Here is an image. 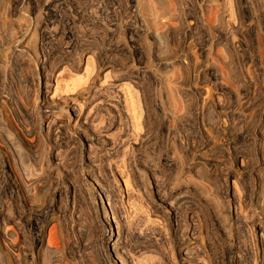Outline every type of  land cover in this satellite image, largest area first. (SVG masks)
<instances>
[{
  "label": "rangeland",
  "instance_id": "374dc122",
  "mask_svg": "<svg viewBox=\"0 0 264 264\" xmlns=\"http://www.w3.org/2000/svg\"><path fill=\"white\" fill-rule=\"evenodd\" d=\"M39 1L41 3H39ZM60 1H64V4ZM60 1L11 0V2H13L11 3L10 0H0V10L3 11V7L4 10H6L3 11V15L5 16H3V18H0V206H3V213H6L3 218H6L5 221L7 223V225H2V227L0 228V232L6 229H13L12 226L14 225L13 227H16L15 232H17L18 236L21 237L19 239H23L19 240L20 242L18 241V244L16 243L15 246H12V244H8V242L6 243L7 245H5V242L0 237V264H14V254L12 256L11 252H9V250L7 249L12 250L13 248H15V250H17L19 247L20 249L22 248L21 251H25L28 253V255H31V258L23 261V264H120V261L118 262L115 259L116 255L113 249L110 247L109 250L105 251L102 243L98 239L97 231H100V229L98 230L100 223L94 210H96L98 204L97 194L100 189H98V186L96 185L94 179H91L90 173L93 172L94 174H96V176L99 175L97 177V180L103 184V180L108 177L104 175L107 171L108 164H112L115 168H118L116 167V165L124 167V165L122 164H125L126 167L124 168H129L128 171H131L132 168L134 170V168L136 167V171L141 174H139L137 176L138 178L136 177V179L139 180V178L141 177L139 181L142 180V182L146 184V174L143 173L142 167H139V165H141L143 162L144 165L151 168L150 170H155L154 172H152L154 174L156 173L155 175L158 176L156 177L159 179L161 188L163 187L162 189L168 191L171 190V194L176 197H173L175 204L173 203L174 205H172L173 207L176 206L175 209L177 210L176 212H178V214L177 218H172V214L169 211L170 206L168 204L167 207L166 204L164 205L160 201L156 200L154 195L149 193V191H146L145 193V191H143L142 189H139V191H136L135 189L131 193L130 198L124 200L125 205H123V208L126 207L127 209L126 211V209L124 208L127 218L126 221L129 226V232L126 235H123V241L126 243L127 251L132 256L133 264H230L232 262L234 264H256V261L257 264H260V259L259 257H257L255 252V243H252L255 242V240L252 241V239L255 238V228L258 225V223L256 222L260 223V221L263 220V216H261V204H259L258 201V194L260 192V188L258 186V176L262 174V176H264V169H259L260 164L258 163V160V162L256 161L257 163L254 162L255 154L253 153L256 152L255 150L257 147H261L262 145V141H259V139L260 136L264 134V131H262V124L264 123V106L261 102V98L264 97V93L263 95L261 94V97L259 95L258 100L260 111L263 115H261L262 117L260 119L251 117L246 119V121H238L240 120V117H238L239 115L232 109L228 108L225 105L221 108L219 106H215V104H218L220 99L222 100L221 102H225L226 104H230V102L236 101V96L230 99L229 94L226 93H232V95H236L237 91L238 93H240L241 91H248V83H245L244 80L247 76L248 78L250 76L253 81V85L250 87L251 91H254L253 89L255 88L264 86V39L262 38L263 31L259 26V23L255 22L254 27L251 31H249L247 27L248 23H246V28L245 25L244 27L242 25L240 28L232 27L229 21H227L232 19L229 14L230 11L227 5V0H214L213 3H206V5L204 6L206 9L205 12L208 10L206 12L208 23L205 27L198 26L193 28L191 27L192 25H188L187 20V25L185 23H183L182 25L179 23H175L173 25L174 27H172L171 30L164 29L159 25H162L160 17H162L165 12L167 13L165 14L166 16L164 15L165 20L163 19V22H166L168 14H180L181 12L184 14L191 12L192 7L195 5L194 3H196V0H161V2H163V8L162 6L153 8L152 5H150L149 0H138V2L140 1L139 6L142 9L140 19L142 23L140 24L138 22V24L140 25L139 26L136 23L137 21L135 20L134 15L131 16L132 12L127 9V0H115L117 1V3L119 2L118 4L122 5L123 7L120 6L121 9L119 8L116 12H114L115 14L111 13L110 16L112 18L109 17L110 19L104 15L102 16V14L100 13V6L102 5L103 7L106 0H94L98 3L100 1L101 4H99L98 6L96 2L97 5H93V11L97 12L96 18L97 20L100 19L97 21L99 28L97 27L93 30V28H91L93 27V25H91L90 20L84 18L82 20L83 25L77 21L79 25H76L75 22V26H72L71 31L73 32L74 30V35L77 34V36L79 37L78 40L80 41V49L82 48V50H88V48H96L98 56H100L102 61L106 62V67H108L110 70L107 72H109L108 74H111V76L107 74V76L105 77L109 78L104 77L105 81H101V85L106 90L105 95L103 96L102 94V96L93 97V93H91V91L87 89L85 80L81 81V85H74V81L78 77V72L80 74V78L84 73L83 69L86 68L85 65L81 71H73L68 67L69 65H62L61 60L58 57L59 55H57L55 56V58L53 57L50 59L52 63H50V61L48 62V66H51H47L50 71H52L54 68V70L63 72L61 74L65 73L64 78H66L65 80L68 81L67 84L69 83L71 84V86L69 85V89H67L68 91L65 90V92H61V95L63 94L62 96L69 97V99H72L73 101L74 99L76 100V96L78 95L77 99L81 102L84 101V103L88 107V111H91L90 113L94 118V126L96 125V127L101 128L112 124L108 132H105L104 134L102 133L103 136L108 137V140L105 142V140H103L102 138L101 141H94L93 144H95L96 142L97 143L95 145H92L91 148L88 149L86 144H82V141L80 140L78 134L75 132L74 127L72 126V122L70 123V129H66V127L68 126L64 125V123H61V120L66 119L67 117L65 105H58L56 106L57 108L52 107V109L43 108L40 105V89L42 84L37 68V59H35L36 57L33 54V48L36 46L35 44L39 40V30L43 27L44 31L46 32V29L49 28L48 34L53 35L52 32L55 31L57 27H59L58 22L60 23V19L57 16L63 17L65 13L66 16L70 14L69 12H66V10L68 9L67 7L74 6L75 9L80 11L79 14L82 13L83 9V0H75V2H73L74 0ZM53 4L56 8L53 6ZM77 5H80V7ZM253 6L254 9L257 8L255 4ZM96 8H98V10H96ZM56 9H58L59 11ZM161 9H165V12L163 13V10L161 11ZM156 12H158V14ZM217 12L220 15L219 18L222 19H219L218 17L216 18L215 15ZM71 13L76 16L74 12ZM155 14L160 16L157 17V20H155ZM100 16L103 18H101ZM105 17L108 19H106ZM114 17L115 19H113ZM212 17H214L215 19H213ZM55 18L58 20V22H56L57 20ZM117 18L118 20H116ZM47 19H49V21ZM102 19H106L108 24L106 23V20L102 21ZM111 19H113L114 21ZM40 20H42L43 22ZM109 21H112V24L109 23ZM102 22H105V25H103ZM130 22L133 23L131 24ZM20 25L22 26V28ZM44 25L46 27L48 25L49 27L46 28ZM105 26H111V28H108L111 29V33L107 31ZM156 26H158V28H156ZM112 28L115 29L116 32H114L115 30H113ZM137 28L141 29H139L141 33L138 34V32H136L138 30ZM156 29L160 30L162 33L160 38L161 41L157 39H151L152 33H154ZM35 30L38 33H36ZM148 31L152 33H149ZM109 33H113L114 35H112V37L110 38ZM227 38L230 40L229 42L233 40L234 42H236V45H239L237 47L239 52L238 50H234L236 48L232 49V47L231 52L229 51L230 46L227 45L229 43ZM207 39L210 41V43L212 42V54L211 52L206 51L205 53H203L204 51L200 50L202 43L203 45H206L205 48H209V46L211 45ZM238 41L239 43H237ZM204 42H207L208 45ZM56 43L58 42H55V44ZM109 43L112 46H109ZM6 49H10V53ZM232 51H234L233 54ZM72 54L75 55V53ZM73 55L70 54V56L68 57H74ZM176 57L180 60H184V58L186 57L185 61L188 63L183 64V67H181L182 64H176ZM140 58L141 61H149L152 65L155 64V61L153 62V60H165V62L169 64L172 63L173 67L165 71H160L159 74L162 76V78L160 79L161 81L159 85H153L151 83L149 84L147 77L138 80L132 78L131 82L130 78L127 77L130 73L131 68L133 66H137ZM74 59L75 57L72 60ZM213 63L218 66L217 68L221 72L219 80H221L224 85L226 84V90H224V93L219 88L218 84L220 83V81H214L216 82L214 83L209 80H203L204 69ZM206 64L208 66H206ZM200 71L202 74H200ZM74 72H76L77 74H73ZM123 72L127 75V77ZM84 75L85 74H83V76ZM32 78H34L35 81L31 80ZM117 79L118 81H116ZM128 79L130 81H128ZM31 81L33 82V84ZM124 81H127V83H125ZM131 83L135 84V87L132 86L135 89H143L142 91L144 92L148 91L147 93L151 98H158L160 96L161 98L159 97L158 99H161L162 101L164 100V108H166L165 111L166 113L171 115L170 118L168 117L169 122L166 125V128L167 126L168 128L167 130L165 129V132L159 131V126H161L160 123L158 125L159 118L157 115L153 114L152 117L155 116V118H153L154 120L156 119L155 122L151 118V121L148 124H145L146 126L140 125L143 128L136 126L134 130L132 123L130 121H126V118L123 117L124 115L119 114V108L115 109L114 106H112L118 99L119 101H123L121 95L118 93L119 91L117 92V90L122 88V85L123 87L125 85V87L122 88L125 89L131 86L129 85ZM168 83L170 84V86ZM136 84L141 87L139 88ZM254 84H256L257 87H254ZM172 85H175V87ZM171 86L173 88H171ZM244 86L248 88H245ZM114 89H117L115 91V93L117 92V95L114 93ZM106 92L108 95L106 94ZM197 92L202 93V96H204L205 100L204 102L208 101V107H212V105L215 106V111L213 112L206 109V115L202 119L199 118L201 121L199 119L197 120L195 116H191L192 113L194 114L195 112L194 107L197 103L195 102L197 101ZM111 94L112 97L110 99ZM171 94H173L172 96L174 97L178 96V98L171 97ZM79 95L81 96V98L79 97ZM107 96H109L108 98L110 100L107 99ZM16 97L23 99L21 101L28 105L27 107L30 106L29 108L31 109V111L28 108L29 115L26 119H24L27 122L20 118L17 110L15 109L16 106L14 101ZM96 98L98 99V102L99 98H101L100 103L97 104V102H95V100H97ZM105 99H107V101ZM202 101L203 99L201 98L199 100L200 105L202 104ZM41 112H49L50 118L47 120V116L44 114L42 115ZM59 112H63L62 114L65 113L64 115L66 116L60 114ZM207 112H209V114ZM17 115L19 117H17ZM52 115L55 117H52ZM190 117L195 118L196 120L191 119ZM223 117L224 119L228 118L230 120L228 126L226 125L225 127H222L223 133H216V131L212 129L213 131L211 130L210 134L208 135L210 137L209 138L206 133L204 135V132L202 133L200 131L201 122L203 123V125H207V127L205 128H209L210 124L218 126L220 124L221 126ZM171 118L174 120L173 122ZM208 119H212L215 124L212 120L210 121ZM245 123H247V125ZM53 124L57 126L54 127ZM49 125L50 127H48ZM24 127L28 128L26 129ZM157 127L159 129H157ZM30 128L34 129L31 130ZM48 128H50L49 132H46ZM5 129H8L7 132ZM28 129L30 130L27 134ZM137 129L141 130V132ZM57 130L61 133H58ZM66 131L72 132V135H70V133H68L69 136L68 134L64 135ZM55 132L58 134H56ZM255 132H259V136L257 135V137L259 138H253ZM249 134L251 135L252 139H249ZM56 135H58V137ZM11 136H13V138ZM178 136L181 137L178 138ZM126 139H128L129 141L127 142ZM120 140H123L122 143L125 141L123 144H121L122 146H124L126 142L129 143H126V146L128 145V148L126 146L122 147L121 145H119ZM180 140H182V142ZM220 140H222L223 142ZM11 141H14L15 143H12ZM205 142H207V144ZM16 143L19 145L16 146ZM114 143H117L116 146H114ZM14 144L17 149L19 148V150H14L16 149ZM127 149H129L128 151L130 154L126 153L128 152ZM130 150L132 151L130 152ZM250 154L251 156H249ZM238 155H240L241 158L243 157L242 159L246 157L245 160H247V163L245 160L243 161L247 167L245 165L243 168H238V166H236L235 161ZM91 156L93 157L91 158ZM54 157L58 161L54 160ZM90 158L96 159H93L91 161ZM159 158L161 161L158 160ZM88 159L92 163H94V165L98 169L92 168V165L88 162ZM252 159L254 161H251ZM118 162L121 165L118 164ZM213 163L217 165V167ZM130 164H133V167ZM212 164L214 167L212 166ZM256 165L259 167H257ZM205 167L208 169H206ZM256 168L258 174L256 173ZM235 171L236 173H234ZM87 172H89V174ZM9 173L11 175H9ZM98 173H102L101 176H104L105 178L102 177V179L100 174ZM232 174L238 177L237 186L233 181L234 178H232ZM251 176L252 178L254 177L253 180ZM194 177L198 178L195 179ZM201 177H203L204 179ZM192 178H194L196 181H194V179ZM138 180L137 182L140 183ZM253 181L255 184H253ZM23 182L27 183L26 187L25 185H23ZM8 183L12 185V189L14 191L8 188ZM233 185H235L236 187ZM121 187L125 192L126 189L122 180ZM233 187H235L236 189L234 190ZM237 187L240 190H237ZM63 188H65L66 191ZM84 189L87 191H85ZM83 191L84 193H86L85 197L82 193ZM58 193L61 195H59ZM235 194L236 197L234 196ZM241 195H243L244 198ZM87 201H89V203ZM177 202H179V206H177ZM226 202L227 204H229V206L225 204ZM238 202L240 204L242 203L243 206H239L240 204H238ZM252 202H254V205H252ZM105 204L108 211L109 225H111V227L113 228H116L115 221H117L118 218H115V215H112V212L110 211L107 203ZM48 205L50 206L48 208L50 209V211H47L46 209ZM89 205H92V207ZM246 206L249 207V210ZM43 208L46 211H44ZM236 208L239 211L237 215H235ZM90 209L92 210V212ZM240 209H243L245 212L243 213V210L241 211ZM51 210H55L53 211L54 213ZM230 210L231 213L229 212ZM247 210L249 211L248 213ZM253 211L254 213H252ZM44 212L47 214H45ZM240 212L242 215L240 214ZM223 213H225V216L223 215ZM227 214H230L232 217L230 215L229 217ZM186 215L194 216L193 222L195 223V226L197 225L196 227L194 226L196 232L195 237L197 241H190V239L186 236L187 228L186 225H184L185 223L183 219L187 217ZM249 215L254 216L249 219ZM238 216H240L241 219ZM29 220H31L32 222ZM245 224L247 226L251 224L249 226L250 228H248L252 232L248 228H246L247 226ZM17 229L19 231H17ZM248 230L251 234L247 233ZM34 237H37L41 240L42 245L40 247H34L32 245ZM248 238L250 240H248ZM250 241L252 242L250 243ZM46 247L47 249H49L47 250ZM245 248H247V250H250L249 257H247V250ZM185 249L188 250L185 251ZM12 251H14V249ZM183 251L186 252V256L180 255V253H184ZM13 253H15L16 255L18 251H14ZM119 255L121 256L120 253Z\"/></svg>",
  "mask_w": 264,
  "mask_h": 264
},
{
  "label": "bare ground",
  "instance_id": "6f19581e",
  "mask_svg": "<svg viewBox=\"0 0 264 264\" xmlns=\"http://www.w3.org/2000/svg\"><path fill=\"white\" fill-rule=\"evenodd\" d=\"M9 1V0H8ZM58 1H60V0H58ZM67 1V0H66ZM94 0H83L82 2V4H83V9H82V13L81 14H79V12L80 11H78L77 9H75V7L74 6H71V7H67L68 9L66 10V12H69L70 14L69 15H67L66 16V13H65V15L63 16V17H59V16H57L59 19H60V23L58 22V20L56 21V22H58V25H59V27H57V29L55 30V29H53V30H55V31H53L52 33H53V35H49L48 34V30H49V26L47 25V27L46 28H48V29H46L47 31V33L44 31V29H43V27L42 26H40V27H42L40 30H39V34H38V36H39V40H38V38H37V43L35 44L36 46L33 48V54L35 55V59H37L36 60V62H37V64H38V72H39V74H40V79H41V84H42V86H41V89H40V95H41V106L43 107V108H51L52 109V107H56V106H58V105H65L66 106V115H67V117H66V119H62L61 120V123H64V125H66V126H68V127H66V129L68 128V129H70V123L72 122L73 123V127H74V130H75V132L78 134V136H79V138H80V140L82 141V144H86L87 145V148L89 149V148H91V146L92 145H95V144H93L94 143V141H97V140H100L101 141V139L103 138V140H105V142L108 140V137H106V136H103V134L105 133V132H108L109 130H110V128H111V126H112V124L111 125H108V126H104V127H96V125L94 126V118H93V116L91 115V111L89 110L88 111V107H87V105L84 103V101L83 102H81L80 100H78L77 99V96H76V100L74 99V101L72 100V99H69V97H65V96H62L61 95V92H65V90L66 91H68L67 89H69V85L71 86V84H67V80H65L66 78H64V74H61V73H63V72H59L58 70H54V68H53V70L52 71H50L49 69H48V67L49 66H51V65H49L48 66V62L50 61V59L51 58H55V56H57V55H59L58 57L60 58V60H61V63H62V65H64V64H67V65H69L68 67L69 68H71L73 71H81L83 68H84V65L86 66V68H84V69H86V70H84L83 69V74H85L84 76H83V74L81 75V78H80V74H79V72H78V74L76 73V72H74L73 74H77L78 75V77L80 78H76L75 79V83H74V85H81L80 83H81V81L82 80H85V82H86V84H87V89L88 90H90L91 91V93H93V97H96V96H102V94H103V96L105 95V89H104V87L101 85V81L102 80H104L105 81V78H109V77H105V76H107V74L109 73V72H107V71H110L109 70V68L108 67H106V62H104V61H102V59L100 58V56H98V53H97V51H96V48L94 49L93 47L92 48H88V50H82V48L80 49V46H79V37L77 36V34H75L74 35V30H73V32L71 31L72 30V26H75V22H76V25L78 24L77 23V21L78 22H80V24H82V20L85 18V19H87V20H90V23H91V25H93V27H91V28H93V30H94V28H99V25L97 24V21L98 20H100V19H98L97 20V18H96V15H97V12L96 11H93V5L95 4V5H97L98 4V6H99V4H100V1H99V3L97 2V4H96V2L94 3L93 2ZM124 1V0H123ZM150 1V5H152V7L153 8H157L158 6H162V8H163V2H161V0H149ZM3 2H5V1H3ZM10 2H11V0H10ZM14 2V1H13ZM13 2H11V3H13ZM61 3H63L62 1H60ZM73 2H75V0L73 1ZM101 2H104V1H101ZM140 2V1H139ZM139 2H138V0H127V9H129L131 12H132V14H131V16L132 15H134V17H135V20L137 21L136 23H137V25H139L138 24V22L141 24L142 23V21H140V19H141V12H142V9L140 8V6H139ZM177 2V1H176ZM214 2V0H196V3H194L195 5L192 7V9H191V12H188V13H182L181 11V13L180 14H168V16H167V18H166V22H163L162 20L164 19V15L167 13V12H165L163 9H161V11L164 13V15H162V17H160V16H158L157 14H158V12H156L157 14H155V16H156V18H155V20H157V17H160L161 18V23H162V25H159V26H162L164 29H170L171 30V28L172 27H174L173 25L175 24V23H179V24H183V23H185L186 25H187V20H188V25H192L191 27H205L206 25H207V23H208V19H207V15H206V12L208 11H206L205 12V5H206V3H213ZM249 2V3H248ZM9 3V2H8ZM35 3V2H34ZM39 3H41L40 1H39ZM45 3V2H44ZM43 3V4H44ZM119 3V2H118ZM117 3V1H115V0H106L105 1V3H104V6L102 7V5L100 6L101 8H100V13L102 14V16L104 15V16H106V17H110V18H112L111 16H110V14L111 13H114V12H116L119 8H120V6L121 7H123L122 5H119ZM5 4V3H4ZM48 4V3H47ZM50 4V3H49ZM64 4V3H63ZM82 4H81V6H82ZM251 6H250V5ZM255 4V6L257 7L256 9H254L253 7V5ZM12 5V4H11ZM227 5H228V7H229V11H230V17L232 18L231 20H227V21H229V23L232 25V27H241L242 25H243V27H244V25H245V28H246V23H248L247 24V27H248V29H249V31H251L252 29H253V27H254V23L255 22H258L259 23V26L262 28V31H263V34H262V38L264 39V0H227ZM4 6V5H3ZM45 6V5H44ZM53 6H54V4H53ZM63 6H65V5H63ZM67 6V5H66ZM77 6H79L80 7V5H77ZM76 6V7H77ZM212 6V5H211ZM7 7V6H6ZM5 7V8H6ZM55 7V6H54ZM213 7V6H212ZM8 8V7H7ZM6 8V9H7ZM56 8V7H55ZM125 8V7H124ZM167 8V7H166ZM53 9V8H52ZM63 9V8H62ZM61 9V10H62ZM121 9V8H120ZM126 9V10H127ZM213 9V8H212ZM9 10H11V9H9ZM46 10V9H45ZM55 10V9H54ZM56 10H58V9H56ZM65 10H63V11H65ZM96 10H98V8H96ZM125 10V9H124ZM154 10V9H153ZM157 10V9H156ZM216 10V9H215ZM3 11H6V10H4V7H3ZM2 10H0V18L2 17L3 18V16H5V15H3L4 14V12H3ZM8 11V10H7ZM27 11V10H26ZM53 11V10H52ZM59 11V10H58ZM161 11H159V12H161ZM168 11V10H167ZM56 12V11H55ZM61 12V11H60ZM71 12H74L75 14H76V16H74ZM126 12H128V11H126ZM184 12V11H183ZM211 12H212V10H211ZM52 13V12H51ZM98 13H99V11H98ZM162 13V14H163ZM6 14V13H5ZM57 14V13H56ZM63 14H64V12H63ZM115 14V13H114ZM161 14V13H160ZM159 14V15H160ZM208 14V13H207ZM223 14V13H222ZM129 15V14H128ZM70 16V17H69ZM166 16V15H165ZM216 18L218 17L219 18V13L217 12L216 13ZM51 17V16H50ZM101 17V16H100ZM105 17V18H106ZM116 17V16H115ZM115 17L113 18V19H115ZM62 18H63V20H62ZM101 18H103V17H101ZM108 18H106V19H108ZM109 18V19H110ZM127 18H129V17H127ZM159 18V19H160ZM208 18H210V17H208ZM213 19H215L214 17H212ZM211 18V19H212ZM228 18H229V16H228ZM105 19V20H106ZM113 19H111V20H113ZM219 19H222V18H219ZM10 20V19H9ZM45 20V19H44ZM48 21H49V19H47ZM105 20H103L102 19V21H105ZM116 20H118V18L116 19ZM165 20V19H164ZM1 21V20H0ZM40 21H42V20H40ZM114 21V20H113ZM121 21V20H120ZM123 21V20H122ZM126 21V20H125ZM133 21H134V19H133ZM248 21V22H247ZM43 22V21H42ZM41 22V23H42ZM85 22V21H84ZM112 22V21H111ZM110 21H109V23H111ZM39 23V22H38ZM46 23V22H45ZM103 23V22H102ZM105 23V22H104ZM103 23V25H105ZM106 23H107V20H106ZM117 23V22H116ZM127 23H128V21H127ZM131 23V22H130ZM129 23V24H130ZM133 23V22H132ZM131 23V24H132ZM135 23V24H136ZM52 24V23H51ZM85 24V23H84ZM100 24V23H99ZM108 24V23H107ZM112 24V23H111ZM6 25V24H5ZM37 25V24H36ZM54 25V24H53ZM60 25H61V27H60ZM79 25V24H78ZM83 25V24H82ZM98 25V26H97ZM110 25V24H109ZM134 25V24H133ZM154 25H156V24H154ZM158 25V24H157ZM21 26V25H20ZM112 26V25H111ZM111 26L110 27H106V29H107V31L108 32H110L111 31V29H108V28H111ZM128 26V25H127ZM140 26V25H139ZM36 27V26H35ZM40 27H38V28H40ZM71 27V28H70ZM104 27V26H103ZM102 27V28H103ZM125 27V26H124ZM123 27V28H124ZM145 27V26H144ZM143 27V28H144ZM161 27V28H162ZM188 27V26H187ZM231 27V26H230ZM9 28V27H8ZM20 28V27H19ZM21 28H22V26H21ZM37 28V27H36ZM35 28V29H36ZM53 28V27H52ZM56 28V27H55ZM81 28V27H80ZM114 28H115V26H114ZM117 28V27H116ZM127 28V27H126ZM125 28V29H126ZM131 28V27H130ZM133 28V27H132ZM156 28H158V26H156ZM162 28V29H163ZM180 28V27H179ZM192 28V29H193ZM51 29V28H50ZM84 29V28H83ZM101 29V28H100ZM113 29V28H112ZM138 29V28H137ZM140 29V28H139ZM137 30L136 32H138V34L139 33H141V29L140 30ZM145 29V28H144ZM188 29H189V27H188ZM231 29H233V28H231ZM236 29V28H235ZM3 30V29H2ZM22 30V29H21ZM38 30V29H37ZM85 30V29H84ZM98 30V29H97ZM103 30V29H102ZM113 30H115V29H113ZM146 30V29H145ZM190 30V29H189ZM245 30V29H244ZM247 30V29H246ZM135 31V30H134ZM240 31V30H239ZM35 32H36V30H35ZM50 32V31H49ZM105 32V31H104ZM114 32H116V30L114 31ZM149 32V31H148ZM163 32V31H162ZM166 32V31H165ZM7 33V32H6ZM19 33V32H18ZM36 33H38V32H36ZM51 33V32H50ZM111 33V32H110ZM109 33V34H110ZM131 33V32H130ZM149 33H152V32H149ZM149 33H148V36H149ZM228 33V32H227ZM233 33V32H232ZM24 34V33H23ZM100 34V33H99ZM104 34V33H103ZM137 34V35H138ZM161 31L160 30H158V29H156V31L154 32V33H152V38L151 39H157V40H160V38H161ZM10 35V34H9ZM106 35V34H105ZM112 35H114L113 33L112 34H110L109 36H110V38L112 37ZM123 35V34H122ZM125 35V34H124ZM214 35V34H213ZM230 35V34H229ZM246 36V35H245ZM35 37V36H34ZM57 39H56V38ZM96 37V36H95ZM103 37V36H102ZM108 37V36H107ZM124 37V36H123ZM175 37V36H174ZM260 37H261V35H260ZM109 38V37H108ZM107 38V39H108ZM113 38H114V36H113ZM132 38V37H131ZM103 39V38H102ZM106 39V38H105ZM128 39H129V37H128ZM210 39V38H209ZM212 39V38H211ZM7 40H8V38H7ZM36 40V39H35ZM93 40V39H92ZM206 40V39H205ZM208 40V39H207ZM227 40H228V42L230 41L228 38H227ZM226 40V41H227ZM262 40V39H261ZM103 41V40H102ZM117 41V40H116ZM129 41V40H128ZM161 41V40H160ZM209 41V40H208ZM23 42V41H22ZM55 42H58V43H56L55 44ZM131 42V41H130ZM26 43V42H25ZM29 43V42H28ZM127 43V42H126ZM204 43H206L207 45H208V43L207 42H204ZM209 43H210V41H209ZM227 43V42H226ZM237 43H239V41L237 42ZM9 44V43H8ZM97 44V43H96ZM110 44V43H109ZM108 44V45H109ZM170 44V43H169ZM211 45V47L209 46V48H205L206 47V45H203V43L201 44V47H200V50H202V51H204L203 53H205V51L206 52H211V54L213 53L212 52V42L210 43ZM213 44H214V42H213ZM82 45V44H81ZM228 46H230L229 47V51L231 52V50L233 49V48H236V49H234V50H238L237 49V47L239 46V45H236V42H234L233 40H231V42H229L228 44H227ZM241 45H242V43H241ZM261 45H263V44H261ZM7 46V45H6ZM109 46H112L111 44L109 45ZM133 46V45H132ZM215 46V45H214ZM228 46H227V48H228ZM5 47V46H4ZM108 47V46H107ZM231 47H232V49H231ZM241 47V46H240ZM261 47H263V46H261ZM7 48H9V47H7ZM100 48V47H99ZM138 49H140V48H138ZM223 49V48H222ZM5 50V49H4ZM7 50V49H6ZM10 50V49H9ZM9 50H7L8 52H9ZM226 50H228V49H226ZM130 51V50H129ZM140 51V50H139ZM4 52V51H3ZM141 52V51H140ZM139 52V53H140ZM201 52V51H200ZM233 52L234 51H232V54H233ZM236 52V51H235ZM238 52H239V50H238ZM10 53V52H9ZM72 53H75V55H73ZM264 53V52H263ZM262 53V54H263ZM70 54L71 55H73L74 57H75V59L74 60H72L74 57H72L71 56V58L70 57H68V56H70ZM132 54V53H131ZM200 54V53H199ZM137 55H138V53H137ZM264 55V54H263ZM262 55V56H263ZM133 56V55H132ZM135 57V56H134ZM151 58V57H150ZM153 58V57H152ZM177 58V57H176ZM181 58V57H180ZM132 59V58H131ZM130 59V60H131ZM143 59V58H142ZM185 59H186V57L184 58V60H180V59H176L175 61H177V65H180V64H182L181 65V67H183V64H186V63H188V62H186L185 61ZM53 60V59H52ZM129 60V61H130ZM153 60V59H152ZM6 61V60H5ZM107 61H108V59H107ZM147 61V60H146ZM155 61V62H154ZM189 61V60H188ZM104 62V63H103ZM153 62L155 63V64H151V62H145V61H141V58H140V60L138 61V63H137V66H133L132 68H131V70H130V73H129V75H128V77H127V75H126V77L127 78H130V80L132 79V78H134V79H136V80H138V79H143V78H145V77H147L148 79V81H149V84L151 83V84H157V85H159L160 84V79L162 78V76L159 74L160 73V71H162V70H168V69H171L173 66V64L172 63H167V62H165V60H161V59H157V60H153ZM50 63H52L51 61H50ZM110 63V62H109ZM108 63V64H109ZM128 63V62H127ZM130 63V62H129ZM132 63V62H131ZM107 64V65H108ZM111 65V64H110ZM127 65V64H126ZM125 65V66H126ZM131 65V64H130ZM251 65V64H250ZM35 66V65H34ZM48 66V67H47ZM121 66V65H120ZM206 66H208L207 64H206ZM205 66V67H206ZM110 67V66H109ZM218 66H216L214 63L213 64H211L210 66H208V67H206L205 69H204V71H203V69H202V71H203V80H209V81H212V82H214V81H220V83L218 84L219 85V88L221 89V91H223V93H224V90H226V84L224 85L222 82H221V80H219L220 79V74H221V72L219 71V69L217 68ZM57 68V67H56ZM123 68V67H122ZM51 69V68H50ZM59 69V68H58ZM113 69V68H112ZM111 69V70H112ZM180 69V68H179ZM116 70V69H115ZM115 70H113V71H115ZM128 70V69H127ZM175 70V69H174ZM248 70V69H247ZM62 71H64V70H62ZM71 71V70H70ZM121 72V71H120ZM112 73V72H111ZM127 73V72H126ZM250 73V72H249ZM122 74V73H121ZM200 74H202L201 73V71H200ZM255 74V73H254ZM109 76H111V74H108ZM123 75V74H122ZM67 76V75H66ZM83 76V77H82ZM34 77V76H33ZM105 77V78H104ZM117 77V76H116ZM195 77V76H194ZM222 77V76H221ZM252 77V76H251ZM122 78V77H121ZM127 78H125V79H127ZM37 79V78H36ZM195 79V78H194ZM202 79V78H201ZM243 79H244V77H243ZM248 79V80H247ZM31 80H33V81H35V79L34 78H32ZM129 79H128V81H130ZM146 80V79H145ZM163 80V79H162ZM245 80V83H248V87H245V88H248V91H241L240 93H238V91H237V94L236 95H232V93H226V94H229V96H230V99H232V98H234V96H236V101H233V102H230V104H226L225 102H221L222 100L220 99V97H219V102H218V104H215V106L216 107H223L224 105L225 106H227L228 108H230V109H232L233 111H235L238 115V117H240L239 119L240 120H238V121H246V119H248V118H258V119H260L263 115H262V113H261V111H260V107H259V104H258V100H259V95H260V97H261V94L263 95V93H264V86H262V87H258V88H255V89H253L254 91H251V89H250V87L253 85V81H252V78H250V76H249V78H248V76L244 79ZM244 80H243V82H244ZM246 80H247V82H246ZM116 81H118V79L116 80ZM120 81V80H119ZM121 81H123V80H121ZM140 81V80H139ZM147 81V82H148ZM201 81V80H200ZM32 82V81H31ZM84 82V81H83ZM125 83H127V81H124ZM131 82H132V80H131ZM165 82H166V80H165ZM164 82V83H165ZM38 83V82H37ZM73 83V82H72ZM103 83V82H102ZM122 83V82H121ZM125 83H123V84H125ZM129 83V82H128ZM134 83V82H133ZM133 83H131V84H129V85H131V86H129L128 84V86L129 87H127V88H125V89H122V88H124L125 87V85H124V87H123V85H122V88H120V89H122V90H117V92L121 95V98L123 99V101H119V99L117 100V101H115L116 103H114L113 104V99H112V106H114V108L115 109H117V108H119V110H118V112H119V114H121V115H124L123 117H125L126 118V121H130L131 123H132V126H133V129L135 130V127L136 126H139V127H142V126H144L145 124H148L150 121H151V118L153 119V118H155V116L154 117H152L153 115H157L158 116V118H159V122H158V125H159V123H160V125L161 126H159L160 127V130L159 131H161V132H165V129L167 130V128H168V126H167V128H166V125L168 124V122H169V118L171 117V115L170 114H168V113H166V111H165V109L166 108H164V100L162 101L161 99H158V98H155V97H150V95L147 93V92H144V91H142V90H139V89H135V88H133L132 86H134L135 84H133ZM140 83V82H139ZM143 83H146V82H143ZM163 83V82H162ZM214 83H216V82H214ZM32 84H33V82H32ZM140 84H142V83H140ZM148 84V85H149ZM169 84V83H168ZM137 85V84H136ZM143 85V84H142ZM176 85V84H175ZM175 85H172V86H174L175 87ZM245 85V84H244ZM255 86L254 87H257V85H258V83H257V85L256 84H254ZM36 86V85H35ZM114 86V85H113ZM119 86H120V84H119ZM139 88L141 87V86H139V85H137ZM144 86V85H143ZM147 86V85H146ZM169 86H170V84H169ZM171 86V88H173ZM177 86V85H176ZM215 86H217V85H215ZM260 86V85H259ZM74 87V86H73ZM76 87H79V86H76ZM135 87V86H134ZM158 87H160V86H158ZM228 87V86H227ZM72 88V87H71ZM71 88H70V90H71ZM75 88V87H74ZM193 88V87H192ZM76 89V88H75ZM86 89V88H85ZM155 89V88H154ZM153 89V90H154ZM216 89V88H215ZM241 89V88H240ZM249 89H250V91H249ZM69 90V91H70ZM111 90V89H110ZM115 89H114V93H115V91H116ZM145 90H146V88H145ZM157 90V89H156ZM161 90V89H160ZM173 90V89H172ZM174 90H176V89H174ZM193 90V89H192ZM217 90V89H216ZM238 90H239V88H238ZM82 91V90H81ZM86 91V90H85ZM89 91V92H90ZM108 91V90H107ZM155 91V90H154ZM180 91V90H179ZM112 92V91H111ZM117 92L115 93L116 95H117ZM194 92V91H193ZM229 92V91H228ZM231 92V91H230ZM162 93V92H161ZM170 93H171V90H170ZM173 93V92H172ZM178 93V92H177ZM180 93V92H179ZM215 93V92H214ZM217 93V92H216ZM219 93V92H218ZM106 94H107V92H106ZM110 94V93H109ZM115 94H113V95H115ZM154 94H155V92H154ZM157 94V93H156ZM220 94V93H219ZM222 94V93H221ZM108 95V94H107ZM170 95V94H169ZM173 94H171V97H174V96H172ZM175 95H176V92H175ZM223 95V94H222ZM21 96V95H20ZM79 97L81 98V96L79 95ZM106 97V96H105ZM104 97V98H105ZM109 96H107V99H109L108 98ZM111 97H112V94L110 95V99H111ZM176 97V96H175ZM174 97V98H175ZM203 99V101H202V104L200 105V103H199V100L201 99V98ZM207 97V96H206ZM222 97V96H221ZM79 98V99H80ZM103 98V99H104ZM115 98V97H114ZM117 98V97H116ZM161 98V97H160ZM167 98V97H166ZM176 98H178V96L176 97ZM198 98H200V99H198ZM209 98V97H208ZM207 98V99H208ZM95 99V98H94ZM97 99V98H96ZM107 99H105L106 101H107ZM109 99V100H110ZM196 99H197V101H195V102H197L196 104H195V112H194V114L192 113V117H194L195 116V118L198 120L199 118H203L206 114H205V111H206V109H208V110H210L211 112H213V111H215L214 110V108H215V106L214 105H212V107H208V104H207V102H204L205 100H204V96H202V93H199V92H197V97H196ZM210 99V98H209ZM21 100H23V99H20L19 97H16L15 98V106H16V110H17V112H18V115L20 116V118L21 119H26L27 118V116L29 115V113H28V108L30 107H27L28 105H26L25 103H23ZM100 100H101V98H99V102H98V99L97 100H95V102H97V104L98 103H100ZM108 100V101H109ZM121 100V99H120ZM167 100V99H166ZM213 100V99H212ZM179 101H180V99H179ZM225 101V100H224ZM175 102H177V101H175ZM201 102V101H200ZM261 102H262V105L264 106V97H262L261 98ZM29 103V102H28ZM35 103V102H34ZM183 103V102H182ZM29 104H31V103H29ZM102 104V103H101ZM111 104V103H110ZM175 104V103H174ZM184 104V103H183ZM32 105V104H31ZM40 105H39V107H40ZM14 106V107H15ZM34 106V105H33ZM38 106V105H37ZM179 106V105H178ZM99 107V106H98ZM181 107V106H180ZM184 107V106H183ZM35 108V107H34ZM57 108V107H56ZM65 108V107H64ZM63 108V109H64ZM263 108V107H262ZM30 109V108H29ZM109 109V108H108ZM219 109V108H218ZM223 109V108H222ZM35 110V109H34ZM48 110H50V109H48ZM55 110V109H54ZM92 110V109H91ZM207 110V111H208ZM228 110V109H227ZM30 111H31V109H30ZM46 111V110H45ZM52 111V110H51ZM173 111V110H172ZM220 111V110H219ZM222 111V110H221ZM174 112V111H173ZM227 112V111H226ZM232 112V111H231ZM263 112V111H262ZM42 113V112H41ZM60 113V112H59ZM63 113V112H62ZM62 113H60V114H62ZM171 113V112H170ZM208 114H209V112H207ZM32 114V113H31ZM46 115L47 117H46V119L48 120L50 117V114H49V112H44V113H42V115ZM65 114V113H64ZM64 114H62V115H64ZM102 114V113H101ZM153 114V115H152ZM189 114V113H188ZM17 115V117H19ZM57 115V114H56ZM61 115V116H62ZM66 115H64V116H66ZM97 115V114H96ZM174 115V114H173ZM236 115V114H235ZM262 115V116H261ZM31 116V115H30ZM156 116V117H157ZM176 116V115H175ZM174 116V117H175ZM180 116V115H179ZM52 117H55V116H53L52 115ZM51 117V118H52ZM169 117V118H168ZM188 117V116H187ZM211 117V116H210ZM209 117V118H210ZM226 117V116H225ZM229 117V116H228ZM124 118V119H125ZM182 118V117H181ZM191 118V117H190ZM195 118H191V119H195ZM237 118V117H236ZM45 119V120H46ZM115 119V118H114ZM114 119H112V120H114ZM128 119V120H127ZM172 119V118H171ZM195 119V120H196ZM207 119V118H206ZM220 119V118H219ZM20 120V119H19ZM54 120V119H53ZM52 120V121H53ZM56 120V119H55ZM101 120V119H100ZM154 120V119H153ZM158 120V119H157ZM200 120V119H199ZM208 120H210V119H208ZM212 120V119H211ZM210 120V121H211ZM216 120V119H215ZM221 120V119H220ZM25 122H27L26 120H24ZM156 121V119L154 120V122ZM174 120L172 119V122H173ZM201 121V120H200ZM213 121V120H212ZM229 119L228 118H225L224 119V117H223V120H222V124H221V126H220V124H219V126L218 125H209V128H205V127H207V125L205 126V124L203 125V123L201 122V124H200V131L205 135V133H206V135L208 136L209 134H210V132H211V130L213 129L214 131H216V133L217 132H222V127H225L226 125L228 126V123H229ZM235 122V121H234ZM252 122V121H251ZM264 122V121H263ZM3 123V122H2ZM48 123V122H47ZM52 123V122H51ZM50 123V124H51ZM55 123V122H54ZM121 123V122H120ZM175 123V122H174ZM208 123H209V121H208ZM212 123V122H211ZM213 123L215 124V122L213 121ZM238 123V122H237ZM242 123V122H241ZM244 123V122H243ZM27 124V123H26ZM130 124V123H129ZM153 124H155V123H153ZM152 124V125H153ZM157 124V123H156ZM170 124V123H169ZM246 125H247V123H245ZM248 124H249V121H248ZM54 125V127L55 126H57V125H55V124H53ZM101 125V124H100ZM131 125V124H130ZM140 125H142V126H140ZM151 125V124H150ZM263 125V130L262 131H264V123L262 124ZM29 126V125H28ZM63 126V125H62ZM71 126V127H72ZM146 126V125H145ZM241 126V125H240ZM245 126V125H244ZM48 127H50V125L48 126ZM60 127V126H59ZM194 127V126H193ZM242 127H243V125H242ZM6 128V127H5ZM24 128H28V127H24ZM47 128V127H46ZM138 128V127H137ZM143 128V127H142ZM31 130H33L34 128H30ZM30 129H28V132H27V134L29 133V130ZM49 129L50 128H48V130H46V132L48 131L49 132ZM62 129V128H61ZM157 129H159L158 127H157ZM6 130V129H5ZM8 130V129H7ZM7 130H6V132H7ZM43 130V129H42ZM56 130V129H55ZM60 130V129H59ZM137 130H139V129H137ZM212 130V131H213ZM225 130V129H224ZM245 130V129H244ZM27 131V130H26ZM140 132H141V130H139ZM227 131V130H226ZM254 131V130H253ZM9 132V131H8ZM21 132V131H20ZM51 132V131H50ZM53 132V131H52ZM57 132L58 133H61L60 131H58L57 130ZM135 132V131H134ZM139 132V133H140ZM169 132V131H168ZM243 132V131H242ZM12 133V132H11ZM10 133V134H11ZM33 133V132H32ZM56 133V132H55ZM58 133H56V134H58ZM64 133V132H63ZM68 133H70V135H72L71 133L72 132H68V131H66V133H64V135L65 134H68ZM103 133V134H102ZM127 133V132H126ZM131 133H133V132H131ZM200 133V132H199ZM213 133V132H212ZM223 133V132H222ZM262 133V132H261ZM35 134V133H34ZM48 134H50V133H48ZM74 134V133H73ZM136 134H137V132H136ZM164 134V133H163ZM162 134V135H163ZM166 134V133H165ZM203 134H202V136H203ZM215 134V133H214ZM226 134V133H225ZM245 134V133H244ZM252 134V133H251ZM5 135V134H4ZM8 135H9V133H8ZM12 135V134H11ZM31 135V134H30ZM33 135V134H32ZM60 135V134H59ZM167 135H168V133H167ZM175 135V134H174ZM188 135V134H187ZM201 135V134H200ZM213 135V134H212ZM227 135V134H226ZM250 135V134H249ZM257 135L259 136V132H255L254 133V137L253 138H259V137H257ZM15 136V135H14ZM57 137H58V135H56ZM68 136H69V134H68ZM139 136V135H138ZM220 136V135H219ZM237 136V135H236ZM8 137V136H7ZM12 138H13V136H11ZM51 137V136H50ZM53 137V136H52ZM57 137H56V140H57ZM75 137V136H74ZM132 137V136H131ZM181 136H178V138H180ZM206 137V136H205ZM209 137V136H208ZM213 137V136H212ZM249 137V136H248ZM247 137V138H248ZM11 138V139H12ZM55 138V137H54ZM105 138V139H104ZM203 138V137H202ZM210 138V137H209ZM214 138V137H213ZM8 139H9V137H8ZM33 139V138H32ZM76 139H77V137H76ZM182 139V138H181ZM205 139V138H204ZM215 139V138H214ZM217 139V138H216ZM222 139V138H221ZM229 139V138H228ZM243 139V138H242ZM245 139V138H244ZM249 139H252L251 138V135H250V138ZM5 140V139H4ZM10 140V139H9ZM131 140H133V139H131ZM248 140V139H247ZM262 141V145H261V147H257L256 145H258V144H256L255 146L257 147L256 148V152L255 153H253V154H255V161L252 159L251 161H254V162H256L257 160L259 161H257L260 165V167L259 166H257V167H259V169L260 170H262V169H264V134H262L261 136H260V139H259V141ZM8 141V140H7ZM15 141V140H14ZM13 141V142H14ZM79 141V140H78ZM122 141L123 140H120L119 142H117V143H119V145H121V144H123L122 143ZM126 141L128 142L129 140L128 139H126ZM134 141H135V139H134ZM181 142H182V140H180ZM211 141H212V139H211ZM215 141V140H214ZM220 141H222V140H220ZM249 141V140H248ZM255 141V140H254ZM253 141V142H254ZM12 142V141H11ZM12 142V143H13ZM18 142H20V141H18ZM104 142V141H103ZM102 142V143H103ZM126 142V143H127ZM223 142V141H222ZM247 142V141H246ZM256 142V141H255ZM15 143V142H14ZM116 143V144H117ZM126 143H125V145L124 146H122V147H125L126 146ZM132 143V142H131ZM134 143V142H133ZM135 143H136V141H135ZM141 143V142H140ZM206 144H207V142H205ZM212 143H213V141H212ZM260 143V142H259ZM81 144V143H80ZM116 144L114 143V146H116ZM127 144H129V143H127ZM215 144V143H214ZM253 144V143H252ZM255 144V143H254ZM19 144H17L16 143V146H18ZM226 145V144H225ZM11 146V145H10ZM14 146H15V144H14ZM15 146V147H16ZM128 146V145H127ZM126 146V147H127ZM129 146H131V145H129ZM184 146V145H183ZM219 146V145H218ZM251 146V145H250ZM253 146V145H252ZM20 147V146H19ZM225 147V146H224ZM254 147V146H253ZM93 148H94V146H93ZM117 148V147H116ZM118 148H119V146H118ZM128 148V147H127ZM181 148V147H180ZM204 148V147H203ZM114 149V148H113ZM112 149V150H113ZM124 149V148H123ZM126 149V148H125ZM221 149V148H220ZM254 149V148H253ZM15 151H17V150H19V148L17 149V147H16V149H14ZM91 150V149H90ZM120 150H121V148H120ZM129 149H127V151H128ZM87 151V150H86ZM92 151V150H91ZM125 151V150H124ZM132 150H130V152H131ZM225 151V150H224ZM223 151V152H224ZM1 152V151H0ZM126 152V151H125ZM124 152V153H125ZM88 153V152H87ZM91 153V152H90ZM103 153V152H102ZM111 153V152H110ZM113 153V152H112ZM126 153H129V151L128 152H126ZM245 153V152H244ZM55 154V153H54ZM130 154V153H129ZM189 154V153H188ZM252 154V153H251ZM251 154L249 155V156H251ZM3 155V154H2ZM88 155V154H87ZM248 155V154H247ZM97 156V155H96ZM125 156V155H124ZM128 156V155H127ZM248 156V157H249ZM1 157V156H0ZM4 157V156H3ZM93 156H91V158H92ZM90 158V159H91ZM129 158V157H128ZM162 158V157H161ZM164 158V157H163ZM166 158V157H165ZM243 158V157H242ZM241 157H240V155H238L237 157H236V161H235V163H236V166H238V168H243L244 167V165H245V163H244V161L243 160H245V158L244 159H242ZM5 159V158H4ZM54 160H57V159H55V157L53 158ZM93 159H96V158H93ZM93 159H91V161L93 160ZM157 159V158H156ZM60 160V159H59ZM62 160V159H61ZM110 160V159H109ZM124 160V159H123ZM158 160H160V158L158 159ZM219 160V159H218ZM58 161V160H57ZM89 159H88V162L92 165V168H96V166L94 165V163H92ZM161 161V160H160ZM210 161V160H209ZM246 161V163H247V160H245ZM250 161V162H251ZM102 162V161H101ZM109 162V161H108ZM113 162V161H112ZM123 162V161H122ZM132 162V161H131ZM137 162V161H136ZM143 162V161H142ZM205 162V161H204ZM203 162V163H204ZM222 162V161H221ZM249 162V163H250ZM256 162V163H257ZM63 163V162H62ZM61 163V164H62ZM114 163V162H113ZM117 163V162H116ZM115 163V164H116ZM126 163V162H125ZM144 163V162H143ZM141 164V165H139V167H142V170H143V173H145L146 174V179H147V182H146V184L144 183V182H142V180L141 181H139L140 180V178H139V180L138 179H136V177L140 174V173H138L137 171H136V167L134 168V170H133V164H130L132 167V170L130 171H128V169L129 168H124V167H126L125 166V164H122V165H124V167H121V166H117L116 165V167H118V168H115L112 164H108V168H107V173L105 172V176H108V177H104V176H101V174L100 173H98V174H100V176H101V178L102 177H104L105 179L103 180V184L102 183H100L97 179V177L99 176H96V174H94L93 172H91L90 173V177H91V179L93 178L94 179V181L96 182V185L98 186V189H100V191L98 192V194H97V198H98V204H97V207H96V210H94L95 211V213H96V215H97V218L99 219V227H98V230L100 229V231H97L98 232V239L100 240V242L102 243V245H103V248H104V250L105 251H107V250H109V248L111 247L112 249H113V251H114V253H115V255H116V257H115V259L119 262L120 261V264H133V260H132V256L129 254V252L127 251V247H126V243L123 241L124 240V236L123 235H126L128 232H129V226H128V223H127V218H126V215H125V210H124V208L126 209V207H124L123 208V205H125V203H124V200H126L127 198H130V196H131V193L136 189V191H139V189H142L143 191H145V193H146V191H149V193H151V194H153L154 195V197L156 198V200H158V201H160L161 203H163L164 205L166 204V206H167V204L170 206V213L172 214V218H177V214H178V212H176L177 210L175 209V207H173V205L175 204V201L173 200V195L171 194V190L170 191H168V190H165V189H162L161 188V184H160V182H159V179L157 178L158 176L157 175H155L153 172L155 171H153V170H150L151 168H149L148 166H146V165H144V164ZM160 163V162H159ZM248 163V164H249ZM4 164V163H3ZM118 164H120L119 162H118ZM163 164V163H162ZM214 164V163H213ZM213 164H212V166H213ZM252 164V163H251ZM9 165V164H8ZM23 165V164H22ZM90 165V166H91ZM101 165V164H100ZM121 165V164H120ZM138 165V164H137ZM204 165V164H203ZM215 165V164H214ZM220 165V164H219ZM219 165H218V167H219ZM250 165V164H249ZM129 166V165H128ZM127 166V167H128ZM206 166H207V164H206ZM216 167H217V165H215ZM246 166V165H245ZM251 166V165H250ZM254 166V165H253ZM262 166V167H261ZM41 167V166H40ZM48 167V166H47ZM78 167V166H77ZM214 167V166H213ZM215 167V168H216ZM247 167V166H246ZM6 168V167H5ZM33 168V167H32ZM43 168V167H42ZM206 168V167H205ZM96 169H98V168H96ZM206 169H208V168H206ZM214 169V168H213ZM220 169V168H219ZM233 169V168H232ZM100 170V169H99ZM215 170V169H214ZM26 171H27V169H26ZM31 171V170H30ZM36 171V170H35ZM40 171V170H39ZM87 171V170H86ZM89 171V170H88ZM95 171V170H94ZM101 171V170H100ZM99 171V172H100ZM153 171V172H152ZM256 171H257V168H256ZM4 172V171H3ZM43 172V171H42ZM102 172V171H101ZM233 172V171H232ZM31 173V172H30ZM88 174H89V172H87ZM234 173H236V171L234 172ZM241 173V172H240ZM249 173V172H248ZM253 173V172H252ZM257 174H258V171L256 172ZM261 173V172H260ZM106 174H108V175H106ZM200 174V173H199ZM9 175H11L10 173H9ZM8 175V176H9ZM31 175V174H30ZM141 175V174H140ZM191 175V174H190ZM189 175V176H190ZM233 175V174H232ZM263 175V174H262ZM262 175H259L258 176V186H259V188H260V192H259V194H258V198H259V204H261V213H262V215L261 216H263L262 218H263V220H261L260 221V223L259 222H256V223H258V225H257V227L255 228V235H254V239H252V241L253 240H255V242H252V241H250V243L252 242L253 244L255 243V252H256V255H257V257H259V259H260V264H264V176H262ZM7 176V177H8ZM29 176V175H28ZM157 176V177H156ZM225 176H226V174H225ZM5 177V176H4ZM11 177V176H10ZM82 177V176H81ZM193 177V176H192ZM200 177V176H199ZM204 177H206V176H204ZM138 178V177H137ZM195 178V177H194ZM194 178H192V179H194ZM198 178V177H197ZM197 178H195V179H197ZM201 178H203V177H201ZM232 178H234V183H236V186L238 185L237 183H238V177L235 175H233V177ZM251 178H252V176H251ZM254 178V177H253ZM253 178H252V180H253ZM12 179V178H11ZM84 179V178H83ZM82 179V180H83ZM103 179V178H102ZM194 179V181H196ZM204 179V178H203ZM202 179V180H203ZM226 179V178H225ZM224 179V180H225ZM240 179V178H239ZM30 180H31V178H30ZM121 180L123 181V183H124V185H125V189H126V191L124 192L123 191V188L121 187ZM137 180L140 182V183H138L137 182ZM191 180V179H190ZM201 180V179H200ZM199 180V181H200ZM4 181V180H3ZM29 181V180H28ZM146 181V180H145ZM232 181V182H233ZM13 182V181H12ZM227 182V181H226ZM14 183V182H13ZM224 183H225V181H224ZM26 184L27 183H25V182H23V185H25V187H26ZM253 184H255L254 183V181H253ZM29 185V184H28ZM206 185V184H205ZM242 185V184H241ZM257 185V184H256ZM7 186H8V188L9 189H12L13 187H12V185L11 184H7ZM16 186V185H15ZM22 186V185H21ZM61 186H62V184H61ZM194 186V185H193ZM199 186V185H198ZM233 186H235V185H233ZM235 186V187H236ZM240 186V185H239ZM238 186V187H239ZM246 186V185H245ZM255 186V185H254ZM17 187V186H16ZM19 187V186H18ZM64 187V186H63ZM85 187V186H84ZM140 187V188H139ZM235 187H233L234 188V190L236 189ZM237 187V188H238ZM243 187V186H242ZM257 187V186H256ZM82 188V187H81ZM194 188H196V187H194ZM59 189V188H58ZM63 189H65V188H63ZM80 189V188H79ZM13 190V189H12ZM60 190V189H59ZM83 190V189H82ZM81 190V191H82ZM85 190V189H84ZM194 190V189H193ZM237 190H240L239 188L237 189ZM244 190V189H243ZM14 191V190H13ZM13 191H12V193H13ZM65 191H66V189H65ZM70 191V190H69ZM85 191H87V190H85ZM141 191V190H140ZM168 191V192H167ZM209 191V190H208ZM242 191V190H241ZM241 191H238V192H241ZM245 191H246V189H245ZM7 192V191H6ZM9 192V191H8ZM60 192V191H59ZM142 192V191H141ZM10 193H11V191H10ZM65 193V192H64ZM75 193V192H74ZM79 193V192H78ZM83 193V195H84V197H85V195H86V193H84V191L82 192ZM247 193V192H246ZM56 194V193H55ZM59 194V193H58ZM68 194V193H67ZM137 194V193H136ZM174 194V193H173ZM238 194H241V193H238ZM243 194V193H242ZM7 195V194H6ZM14 195V194H13ZM59 195H61V194H59ZM63 195V194H62ZM71 195V194H70ZM89 195V194H88ZM245 195V194H244ZM68 196V195H67ZM229 196V195H228ZM235 197H236V194L234 195ZM233 196V197H234ZM241 196H243V195H241ZM257 196V195H256ZM255 196V197H256ZM88 197V196H87ZM227 197V196H226ZM234 197V198H235ZM246 197V196H245ZM254 197V198H255ZM174 198H176V197H174ZM219 198V197H218ZM225 198V197H224ZM242 198V197H241ZM243 198H244V196H243ZM237 199V198H236ZM246 199V198H245ZM250 199V198H249ZM257 199V198H256ZM84 200H85V198H84ZM89 200V199H88ZM177 200V199H176ZM179 200V199H178ZM226 200V199H225ZM241 200V199H240ZM243 200V199H242ZM90 201V200H89ZM89 201H87L88 203H89ZM128 201V200H127ZM249 201V200H248ZM248 201H247V203H248ZM251 201V200H250ZM169 202V203H168ZM228 202V201H227ZM227 202L225 203V204H227ZM87 203V204H88ZM105 203H107V205H108V207L110 208V211L112 212V215H115V218L117 217L118 218V220L117 221H115V224H116V228H113V227H111V225H109V220H108V211H107V206H106V204ZM171 203V204H170ZM174 203V204H173ZM179 202H177V206H179V204H178ZM237 203V202H236ZM250 203V202H249ZM253 204L252 205H254V202H252ZM92 204V203H91ZM127 204V203H126ZM173 204V205H172ZM182 204V203H181ZM238 204H240L239 202H238ZM245 204H246V202H245ZM245 204H244V206H245ZM4 205V204H3ZM89 206H91L92 207V205H89ZM94 206H95V204H94ZM227 206H229V204H227ZM235 206V205H234ZM239 206H243L242 205V203L239 205ZM255 206H257V205H255ZM50 206L48 205L47 207H46V209H47V211L49 210L50 211V209H48ZM91 207H89V208H91ZM168 207V206H167ZM247 207V206H246ZM251 207V206H250ZM229 208V207H228ZM240 208H243V207H240ZM248 208V210H249V207H247ZM254 208V207H253ZM44 209V208H43ZM178 209V208H177ZM230 209V208H229ZM250 209H252V208H250ZM87 210V209H86ZM91 210V209H90ZM102 210V211H101ZM129 210V209H128ZM241 210V209H240ZM243 210V209H242ZM241 210V211H242ZM247 210V213L249 212ZM254 210V209H253ZM3 211H4V209H3V206H0V228L2 227V225H4V224H6L7 225V223H6V218H3L4 216H5V214L3 213ZM44 211H46L45 209H44ZM52 211V210H51ZM53 211H55V210H53ZM52 211V212H53ZM126 211H127V209H126ZM179 211V210H178ZM228 211V210H227ZM252 211V210H251ZM260 211V210H259ZM90 212V211H89ZM91 212H92V210H91ZM230 213H231V210L229 211ZM239 211H238V209L236 208V210H235V215H237V213H238ZM245 211L243 210V213H244ZM45 213V212H44ZM54 213V212H53ZM82 213V212H81ZM101 213V214H100ZM167 213V212H166ZM189 213V212H188ZM194 213V212H193ZM233 213V212H232ZM252 213H254V211L252 212ZM45 214H47V213H45ZM168 214V213H167ZM192 214V213H191ZM240 214H241V212H240ZM180 215V214H179ZM223 215L225 216V213H223ZM228 216L230 215V214H227ZM242 215V214H241ZM257 215V214H256ZM103 218H102V217ZM128 216V215H127ZM187 216V215H186ZM194 216H195V214H194ZM194 216H192V215H190V216H187L186 218H183L184 219V225H186V230H187V234H186V236L190 239V241L191 240H196V237H195V227L197 226H195V223L193 222V217ZM231 216V215H230ZM229 216V217H230ZM243 216H244V214H243ZM248 216V215H247ZM250 216V218L249 219H251V217L252 216H254V215H249ZM47 217V216H46ZM232 217V216H231ZM237 217V216H236ZM239 218H240V216H238ZM256 217H258V216H256ZM114 218V219H115ZM216 218V217H215ZM247 218V217H246ZM33 219V218H32ZM91 219V218H90ZM182 219V218H181ZM237 219V218H236ZM241 219V218H240ZM244 219V218H243ZM257 219H259V218H257ZM15 220V219H14ZM28 220V219H27ZM41 220V219H40ZM231 220H232V218H231ZM239 220V219H238ZM248 220V219H247ZM246 220V221H247ZM12 221V220H11ZM10 221V222H11ZM29 221H31V220H29ZM34 221V220H33ZM194 221H196V220H194ZM242 221H244V220H242ZM245 221V222H246ZM9 222V221H8ZM32 222V221H31ZM35 222H37V221H35ZM114 222V221H113ZM179 222H180V220H179ZM248 222V221H247ZM177 223V222H176ZM250 223V222H249ZM8 224H10V223H8ZM13 224V223H12ZM15 224V223H14ZM181 225H183V224H181ZM243 225V224H242ZM246 225V224H245ZM251 224H249V226H250ZM14 226V225H13ZM12 226V228L14 229H6V230H4V231H1L0 232V237L3 239V241L5 242L4 244L5 245H7L6 243L8 242V244L9 243H11L12 244V246H15L16 245V243L19 241V240H23V239H19V238H21V237H19L18 236V234H17V232H15V228ZM16 226V225H15ZM73 226V225H72ZM195 226V227H194ZM247 226V225H246ZM249 226H247L246 228H248ZM242 227H244V226H242ZM252 227V226H251ZM36 228V227H35ZM250 228V227H249ZM248 228V229H249ZM3 229V228H2ZM97 230V229H96ZM185 230V231H186ZM227 230V229H226ZM247 230V229H246ZM250 230V229H249ZM249 230H248V234H251L250 232H249ZM17 231H19L18 229H17ZM36 231V230H35ZM38 231V230H37ZM161 231V230H160ZM251 231V230H250ZM252 232V231H251ZM165 233V232H164ZM35 234V233H34ZM33 234V235H34ZM97 234V233H96ZM130 234V233H129ZM247 234V235H248ZM95 235V234H94ZM22 236V235H21ZM51 236V235H50ZM250 236H252V235H250ZM41 237V236H40ZM229 237H231V236H229ZM249 237V236H248ZM96 238V237H95ZM250 238H252V237H250ZM156 239V238H155ZM246 239V238H245ZM230 240V239H229ZM248 240H250L249 238H248ZM25 241V240H24ZM23 241V242H24ZM197 241V240H196ZM246 241V240H245ZM20 242V241H19ZM168 242V241H167ZM28 243V242H27ZM248 243V242H247ZM18 244V243H17ZM195 244H196V242H195ZM249 244V243H248ZM32 245L34 246V247H40L42 244H41V240L39 239V238H37V237H34L33 238V243H32ZM45 245V244H44ZM57 245V244H56ZM59 245V244H58ZM101 245V246H102ZM10 246V245H9ZM31 246V245H30ZM252 246V245H251ZM250 246V247H251ZM7 247V246H6ZM26 247V246H25ZM57 247V246H56ZM247 247V246H246ZM89 248V247H88ZM102 248V247H101ZM102 248V249H103ZM6 249V248H5ZM14 249V251H18V253L15 255V253H13L14 251H12ZM12 250H10V249H7V250H9V252H11V254H12V256H13V254H14V258H13V261H14V264H23V261H26L28 258H31V255L29 256L28 255V253L27 252H25V251H21L22 250V248L20 249V247L17 249V250H15V248H13ZM26 249V248H25ZM28 249V248H27ZM46 249H47V247H46ZM45 249V250H46ZM49 249V248H48ZM47 249V250H48ZM56 249V248H55ZM246 250H247V248H245ZM188 250V249H187ZM186 249H185V251H187ZM233 250V249H232ZM29 251V250H28ZM242 251V250H241ZM32 252V251H31ZM101 252H102V250H101ZM184 252V251H183ZM243 252V251H242ZM254 252V251H253ZM254 252V253H255ZM119 253L121 254V256L119 255ZM186 252H184V253H180V255H184V256H186V254H185ZM228 253H229V251H228ZM246 253H247V257H249L250 256V250H247L246 251ZM44 254V253H43ZM243 254V253H242ZM253 254V253H252ZM101 255V254H100ZM120 257H119V256ZM235 255V254H234ZM245 255V254H244ZM256 255H255V257H256ZM20 256V257H19ZM104 256V255H103ZM188 256V255H187ZM246 256V255H245ZM253 256V255H252ZM234 257V256H233ZM232 257V258H233ZM0 258H1V256H0ZM101 258H102V256H101ZM100 258V259H101ZM181 258V257H180ZM231 258V259H232ZM251 258V257H250ZM247 259V258H246ZM1 260V259H0ZM2 260H3V258H2ZM251 260V259H250ZM249 260V261H250ZM231 261V260H230ZM248 261V262H249ZM10 262V261H9ZM104 262H107V261H104ZM232 262V261H231ZM246 262V261H245ZM253 262V261H252ZM238 263V262H237ZM250 263V262H249ZM104 264V263H103ZM136 264V263H135ZM230 264H234L233 262L232 263H230ZM236 264V263H235ZM252 264V263H251ZM256 264H257V261H256Z\"/></svg>",
  "mask_w": 264,
  "mask_h": 264
}]
</instances>
